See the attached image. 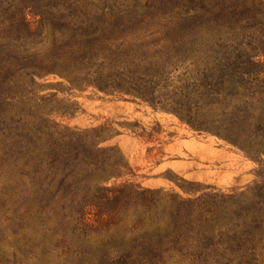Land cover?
<instances>
[{
    "label": "trees",
    "instance_id": "trees-1",
    "mask_svg": "<svg viewBox=\"0 0 264 264\" xmlns=\"http://www.w3.org/2000/svg\"><path fill=\"white\" fill-rule=\"evenodd\" d=\"M48 74L176 113L259 180L195 198L108 185L102 130L42 112ZM0 159L39 207L33 264H263L264 0H0Z\"/></svg>",
    "mask_w": 264,
    "mask_h": 264
},
{
    "label": "rangeland",
    "instance_id": "rangeland-1",
    "mask_svg": "<svg viewBox=\"0 0 264 264\" xmlns=\"http://www.w3.org/2000/svg\"><path fill=\"white\" fill-rule=\"evenodd\" d=\"M34 88L46 97L41 109L51 122L102 130L101 146L110 148V163L118 165L107 175L108 185L135 183L195 198L209 187L231 190L259 180L258 162L174 112L92 85L76 87L56 74L37 77ZM18 175L0 159V264H33V241L41 236L29 216L39 207L21 197Z\"/></svg>",
    "mask_w": 264,
    "mask_h": 264
}]
</instances>
